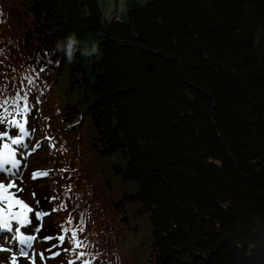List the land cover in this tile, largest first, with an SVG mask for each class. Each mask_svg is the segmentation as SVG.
<instances>
[{"label":"trees","instance_id":"obj_1","mask_svg":"<svg viewBox=\"0 0 264 264\" xmlns=\"http://www.w3.org/2000/svg\"><path fill=\"white\" fill-rule=\"evenodd\" d=\"M128 16L105 31L95 0H0V100L31 93L20 167L0 173L33 210L21 229L61 253L50 264L75 260L44 242L62 226L83 229L93 264H264V0H148ZM71 34L103 55L69 63L55 44Z\"/></svg>","mask_w":264,"mask_h":264},{"label":"snow or ice","instance_id":"obj_2","mask_svg":"<svg viewBox=\"0 0 264 264\" xmlns=\"http://www.w3.org/2000/svg\"><path fill=\"white\" fill-rule=\"evenodd\" d=\"M0 54L2 50H0ZM40 72H43L44 69H39ZM29 88L33 89V86L36 85L35 80L29 79L27 81ZM38 91V87L33 89ZM31 93L21 96L19 93L13 98L9 96L4 100H0V125L6 126L7 129L15 128L18 132V135L14 138L9 136V131L5 130L0 132V173H4L6 178L14 179L16 173L15 169L20 167L21 160L17 159V149L13 147V145H18L20 148H24V138L29 135V132L26 130L27 119L26 116L29 114L31 110V105L29 103V95ZM39 102V99H38ZM17 117H21L22 120H18ZM5 138L10 140V143L3 142ZM50 147H55V145H50ZM5 165L9 167L5 168ZM50 173L48 171H43L39 173H33V178L35 179L37 176L40 177H48ZM16 185L14 182H10L7 185L4 183H0V228L9 229L13 222L16 223L17 227L16 231V239L18 244L21 247H17L15 249L18 252L19 256L13 255L9 264H18L19 258H28L29 264H36L35 256L33 253L31 258H29V250L33 247L34 237L32 235H21L20 229L21 227L31 226L32 221L29 218V213L33 210L21 199H18L15 194L11 191L15 188ZM64 205H61L63 208ZM18 209V210H17ZM52 211H57V209H52ZM50 213H45L43 211H38L35 213L37 221H41L43 217ZM69 225L73 223V219L70 217L67 221ZM81 225L84 224L83 218L80 221ZM42 228V224L38 225L34 232H39ZM83 229H69L64 228L62 226V232L60 235L56 237H46L44 238V242H48L52 239H55L57 243L53 245L54 248H61L65 242L70 245V248H65L64 252L66 254H74L75 260L70 259L68 264H93L94 257L91 254L84 251L88 247V243L84 240H80L78 238V232H82ZM11 249L0 248V251ZM48 251L51 252V249ZM61 253L59 251L52 252V254L48 258H55L59 256ZM88 256L89 258L85 259ZM40 259L43 264L45 261V257L43 253L40 254Z\"/></svg>","mask_w":264,"mask_h":264},{"label":"rangeland","instance_id":"obj_3","mask_svg":"<svg viewBox=\"0 0 264 264\" xmlns=\"http://www.w3.org/2000/svg\"><path fill=\"white\" fill-rule=\"evenodd\" d=\"M146 1H148V0H146ZM146 1H144V2H146ZM143 2V3H144ZM142 3V4H143ZM103 17H105V20H106V16H105V14H101ZM127 16V15H126ZM38 157H30V158H27L26 160H25V162H24V164L25 165H28V163H32V164H34L35 162H37L38 161ZM40 163H35V167H37V168H42V165H39ZM101 164V166H102V168H105V166H104V164L103 163H100ZM91 174H93V172H90L89 174H88V177H87V179H88V182H95L96 180H95V178H92V179H89V176L91 175ZM3 181H5V180H3ZM29 185V182L27 181L26 182V187L25 188H23V190H26V188H27V186ZM26 196H25V200H28V201H30V202H32L33 201V198H32V196H30L29 194H25ZM108 218L105 216V218H104V222L107 220ZM115 220L116 221H118V216L116 215L115 216ZM96 222H98V221H96ZM109 223H112V221H109ZM140 225L138 226V228H139V233H141V234H145V227L141 224V223H139ZM119 226V225H118ZM17 227V226H16ZM16 227L15 228H13V227H10L9 229H3V228H0V248H6V249H11V251H15V249L17 248V247H21V245H19L18 244V241H17V239H16V231H15V229H16ZM20 232H21V235H25V236H27L28 235V233H24L23 232V230L21 229L20 230ZM133 234H135L136 232L134 231H131ZM146 233H147V228H146ZM141 234H139V235H137V238H139V237H141ZM33 236V235H32ZM35 240V239H34ZM33 240V247H32V249H30L29 250V258H31V256H32V254L33 253H35L36 254V256H35V261H36V264H42V262H41V259H40V255L37 253V249L35 248V246H36V241H34ZM11 251H8V250H4V251H0V261L1 260H3L4 258H5V256L8 254V253H10ZM45 257V256H44ZM48 257H45V261L43 262V264H50V261H49V259H47ZM21 262H24V263H26V264H29V259L28 258H21Z\"/></svg>","mask_w":264,"mask_h":264},{"label":"water","instance_id":"obj_4","mask_svg":"<svg viewBox=\"0 0 264 264\" xmlns=\"http://www.w3.org/2000/svg\"><path fill=\"white\" fill-rule=\"evenodd\" d=\"M144 1L146 0H95L99 14L106 16L105 31L110 20L131 24L128 13Z\"/></svg>","mask_w":264,"mask_h":264},{"label":"clouds","instance_id":"obj_5","mask_svg":"<svg viewBox=\"0 0 264 264\" xmlns=\"http://www.w3.org/2000/svg\"><path fill=\"white\" fill-rule=\"evenodd\" d=\"M258 41V37L256 38ZM79 52L83 57H100L103 55L100 46L93 42L90 46L85 44L81 46L80 41L75 34L66 36L62 41L58 40L55 44V53L63 55L66 60L71 63L76 53Z\"/></svg>","mask_w":264,"mask_h":264}]
</instances>
